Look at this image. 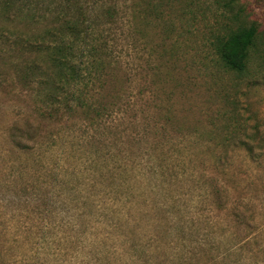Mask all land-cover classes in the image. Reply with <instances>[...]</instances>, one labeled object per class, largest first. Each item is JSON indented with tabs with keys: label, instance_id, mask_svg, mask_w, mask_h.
I'll return each instance as SVG.
<instances>
[{
	"label": "rangeland",
	"instance_id": "obj_1",
	"mask_svg": "<svg viewBox=\"0 0 264 264\" xmlns=\"http://www.w3.org/2000/svg\"><path fill=\"white\" fill-rule=\"evenodd\" d=\"M252 22L264 45V0H0V264H264V51L211 43Z\"/></svg>",
	"mask_w": 264,
	"mask_h": 264
},
{
	"label": "trees",
	"instance_id": "obj_2",
	"mask_svg": "<svg viewBox=\"0 0 264 264\" xmlns=\"http://www.w3.org/2000/svg\"><path fill=\"white\" fill-rule=\"evenodd\" d=\"M78 35L80 36V34ZM259 37L258 26L255 22H252L217 36L211 43L229 67L239 70L244 67L249 53L254 48L264 51V45L259 42ZM61 42L62 40L54 46L53 54L50 55L54 65L53 68L56 71V80H60L64 85L75 87L80 91L88 79L84 62L70 65L69 61L72 59L71 46H63ZM73 95L76 97V93H73Z\"/></svg>",
	"mask_w": 264,
	"mask_h": 264
}]
</instances>
